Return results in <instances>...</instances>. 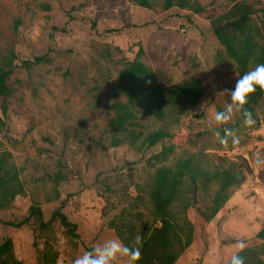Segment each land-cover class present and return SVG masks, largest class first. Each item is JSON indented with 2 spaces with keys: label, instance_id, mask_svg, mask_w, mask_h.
<instances>
[{
  "label": "rangeland",
  "instance_id": "obj_1",
  "mask_svg": "<svg viewBox=\"0 0 264 264\" xmlns=\"http://www.w3.org/2000/svg\"><path fill=\"white\" fill-rule=\"evenodd\" d=\"M136 1L0 0V63L14 70L12 95L0 109V152L11 154L25 189L0 218L20 222L38 205L48 222L62 208L81 236L71 239L59 223L50 238L0 224V245L14 239L23 264H39L47 241L59 255L57 264H73L87 251L84 245L118 237L114 220L138 229L156 224L150 195L156 169L199 154L215 163L243 157L251 173L219 222L203 228L195 208L194 242L178 264H229L243 250L239 243L244 249L264 246L257 237L264 228V103L260 126L245 125L235 110L227 125L214 122L241 76L210 22L230 10L232 0H192L205 9L201 15L166 11L165 0H147L150 8ZM251 1L264 8V0ZM254 22L264 33V12ZM142 50V62L166 73V88L199 79L205 95L164 122L140 115L145 136L162 129L171 135L157 147L142 148V139L115 148L114 139L122 138L111 126L118 76ZM224 128L231 130L229 140ZM163 147H174V155L151 166ZM200 201V207L207 204L202 195Z\"/></svg>",
  "mask_w": 264,
  "mask_h": 264
},
{
  "label": "trees",
  "instance_id": "obj_2",
  "mask_svg": "<svg viewBox=\"0 0 264 264\" xmlns=\"http://www.w3.org/2000/svg\"><path fill=\"white\" fill-rule=\"evenodd\" d=\"M136 2L142 7L150 8L147 0ZM232 2L233 6L229 11L211 16L210 22L227 57L236 64L242 76L256 65L264 63V33L254 22V17L259 12H264V8L258 9L251 0ZM175 7L197 15L205 13V9L192 0H165L166 11ZM143 54V50L140 51L137 59L130 62L118 76L116 101L113 106L115 119L111 126L113 133L121 135L122 138L114 139L115 148L121 146L125 140L136 144L142 139V148L157 147L171 135L162 129L145 136L141 131L140 115H149L164 122L182 106L196 107L205 95V86L199 79L166 88V73L153 70L142 62ZM13 73L10 64L0 63V109L3 110H6V104L12 95ZM262 103L264 91L257 89L241 111L243 121V111H247L255 121L252 126H260L258 111ZM228 131V128H224L222 134L229 140ZM174 153V147H163L152 156L149 163L151 166L166 164ZM218 161L215 163L206 154L190 155L180 158L173 166L163 165L156 169L150 194L156 224L143 225L138 229L132 222L125 220H114L110 223L125 244L130 243L137 235L144 237L140 264H178L194 242L195 226L192 215L195 208L201 216L203 228L221 220L226 204L248 181L251 169L243 157L234 160L220 157ZM24 191L20 171L11 163V154L0 152V210L10 209ZM201 195L207 201L204 207L199 206ZM56 223L61 225L71 239H81L78 225L68 218L62 208L55 211L48 222L38 205H33L28 217L20 222H5L0 218V224L16 229L30 227L35 234L49 238ZM257 237L264 240V228ZM84 247L87 251L93 248L86 245ZM14 248V239H7L0 245V264H23L17 260ZM239 254L244 258L245 264H264V246L246 248ZM58 260V253L47 241L38 263L57 264Z\"/></svg>",
  "mask_w": 264,
  "mask_h": 264
},
{
  "label": "clouds",
  "instance_id": "obj_3",
  "mask_svg": "<svg viewBox=\"0 0 264 264\" xmlns=\"http://www.w3.org/2000/svg\"><path fill=\"white\" fill-rule=\"evenodd\" d=\"M257 89L264 91V63L256 65L236 80L235 88L230 93V101L224 111H217L214 122L217 125H227L232 119L234 110L242 111ZM245 125L255 123L250 112L243 111ZM218 134V133H217ZM229 135H232L229 130ZM222 142H226L223 141ZM144 237L137 235L130 243L125 244L119 237L111 238L96 244L91 250L75 258L73 264H140ZM239 249L245 244L239 243ZM230 264H245L239 253H234Z\"/></svg>",
  "mask_w": 264,
  "mask_h": 264
}]
</instances>
